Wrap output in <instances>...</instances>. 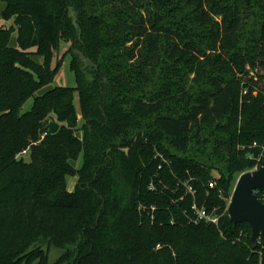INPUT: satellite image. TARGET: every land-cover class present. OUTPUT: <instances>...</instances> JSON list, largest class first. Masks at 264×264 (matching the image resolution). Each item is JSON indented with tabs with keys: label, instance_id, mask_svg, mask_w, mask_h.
I'll use <instances>...</instances> for the list:
<instances>
[{
	"label": "trees",
	"instance_id": "trees-1",
	"mask_svg": "<svg viewBox=\"0 0 264 264\" xmlns=\"http://www.w3.org/2000/svg\"><path fill=\"white\" fill-rule=\"evenodd\" d=\"M0 15V264H264L225 212L264 151V0H3ZM66 43L75 85L57 86ZM194 203L219 225L191 222Z\"/></svg>",
	"mask_w": 264,
	"mask_h": 264
},
{
	"label": "water",
	"instance_id": "water-1",
	"mask_svg": "<svg viewBox=\"0 0 264 264\" xmlns=\"http://www.w3.org/2000/svg\"><path fill=\"white\" fill-rule=\"evenodd\" d=\"M51 134L60 129V123L50 121L47 125ZM264 190V166L243 172L237 179L227 213L234 223H248L251 227V241L256 248L264 242V202L256 191Z\"/></svg>",
	"mask_w": 264,
	"mask_h": 264
},
{
	"label": "rangeland",
	"instance_id": "rangeland-1",
	"mask_svg": "<svg viewBox=\"0 0 264 264\" xmlns=\"http://www.w3.org/2000/svg\"><path fill=\"white\" fill-rule=\"evenodd\" d=\"M2 6H3V0H0V8ZM13 23H14L13 19H4L0 15V28L3 25L10 27L11 25H13ZM12 36L13 37H12L11 43L13 45H15L16 33H13ZM68 48H69V44H67V43L63 44L61 46V49H60L61 67H60L59 73L57 74V76L55 78L54 85H57V86H74L75 85V75L70 68L71 57L69 54H65L66 50ZM31 50L34 51L35 49L32 48ZM33 58L35 60H37L38 62L42 61V57L40 55L34 54ZM42 91H44V90H42ZM33 102H34V99L30 98L27 102H25L22 110L27 111V110L31 109ZM77 105H78V102H77ZM24 157L26 160H28L29 159L28 153L24 154ZM78 165H79V163H78ZM67 185H68L69 190H74L75 185H76V177L69 176L67 179ZM61 253H62V251L60 249L51 248L50 262L55 261Z\"/></svg>",
	"mask_w": 264,
	"mask_h": 264
},
{
	"label": "built area",
	"instance_id": "built-area-1",
	"mask_svg": "<svg viewBox=\"0 0 264 264\" xmlns=\"http://www.w3.org/2000/svg\"><path fill=\"white\" fill-rule=\"evenodd\" d=\"M247 91H244L246 93ZM254 147L258 146V144L255 142L253 144ZM28 149L24 150L22 154H27ZM251 155V154H250ZM254 157V156H252ZM256 159V165L251 169L255 170L258 169L261 166H264V151H262L259 155L254 157ZM217 185V181L215 179L211 180L209 182V186L211 188H214ZM189 192L192 194L195 193L192 187L188 188ZM259 198L264 202V190L263 191H256ZM191 210L193 211V214L191 215V222H206L214 225H219L221 217L227 212V209L225 212H220L217 207L213 208L212 210H209L205 205L199 206L197 203H194L191 207ZM261 242V241H260Z\"/></svg>",
	"mask_w": 264,
	"mask_h": 264
}]
</instances>
